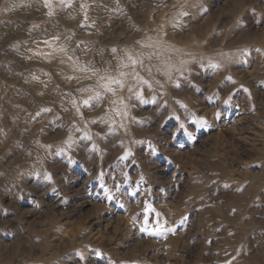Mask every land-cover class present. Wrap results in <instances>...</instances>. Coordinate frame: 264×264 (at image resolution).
<instances>
[{"label":"rangeland","instance_id":"1","mask_svg":"<svg viewBox=\"0 0 264 264\" xmlns=\"http://www.w3.org/2000/svg\"><path fill=\"white\" fill-rule=\"evenodd\" d=\"M70 3L0 0V264H264V0Z\"/></svg>","mask_w":264,"mask_h":264},{"label":"snow or ice","instance_id":"2","mask_svg":"<svg viewBox=\"0 0 264 264\" xmlns=\"http://www.w3.org/2000/svg\"><path fill=\"white\" fill-rule=\"evenodd\" d=\"M60 2L63 4V3H65V0H60ZM45 5L48 7H51V0H45ZM67 6H69V7L71 6L70 0H68ZM179 15L181 17H186V16H188V12L181 11L179 13ZM49 46L51 47V45H49ZM61 50H63V49H61ZM113 51H115V50H113ZM244 55L247 56V55H250V53L245 52ZM69 59H71V57H69ZM127 60L131 61V65H132L133 69H135V66L137 63H140L142 65V61H139L138 59L133 58L131 55L127 56ZM124 67H128V65L125 64ZM80 70L82 72H89L90 71V69L87 67L81 68ZM149 71H150V69H149ZM125 75H127V74L126 73H120V77L125 76ZM120 77L112 76V75H109L107 73L101 74L98 78L97 86L95 89L90 88V89H84L83 90V91L94 92V95L88 96L87 99H84L83 101H80L79 103H81L84 107L91 108L93 106V102H95L97 105L99 103H101L103 101L106 93H111L113 96H115L117 88L122 89L124 87V81ZM135 79H137L141 83L147 85L149 88L151 87L150 83L147 80L140 77L138 73H135ZM177 87H179V85H177ZM129 91H132V89L129 88ZM142 96H143V90L141 89L137 95V98L140 99L141 102H143ZM115 102L116 101H113V103H115ZM72 103H73V106L76 107L77 113H79L80 109L78 106V102L76 100H73ZM44 111L47 112V111H50V109H44ZM117 114L119 115L120 113L117 112ZM126 114L127 113H125V115ZM101 122H103V121H101ZM92 123H96V121H92ZM121 126L123 127V125H121ZM181 127H183V125H181ZM76 131H80V130L76 129ZM83 139L91 140V136L85 132ZM66 143H67L69 148L72 147L74 141H73L71 136H69ZM93 149H95V145H93ZM131 154L132 153L130 151L127 153V155H131ZM127 155L123 158L126 159ZM102 187H103V185H102ZM143 215H144V219H143V227L141 228V231L147 232L149 235L159 234L160 229H162L164 227L163 223L159 219L160 214L155 212V209L152 207L151 204H146L145 205V211H144ZM149 218L152 219L151 224L149 222Z\"/></svg>","mask_w":264,"mask_h":264}]
</instances>
